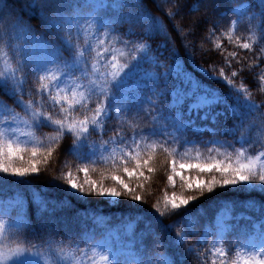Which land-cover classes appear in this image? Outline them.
I'll list each match as a JSON object with an SVG mask.
<instances>
[{"label":"snow or ice","instance_id":"1","mask_svg":"<svg viewBox=\"0 0 264 264\" xmlns=\"http://www.w3.org/2000/svg\"><path fill=\"white\" fill-rule=\"evenodd\" d=\"M162 3L170 22L187 7L183 0ZM161 6L0 0V95L12 101L0 103V185H30L54 156L64 157L57 178L71 198L127 203L136 215L118 223L144 222L137 235L103 215L61 219L43 197L39 221L29 222L22 202L12 200L0 212L7 218H0V264H264V100L254 98V90L264 95V0L219 2L187 33L175 25L194 60V33L211 24L200 54L223 62L198 67L227 94L181 70L168 25L152 11ZM229 16L235 18L222 29ZM158 155L168 166L167 185L175 189L179 178L182 191L155 199L146 218ZM222 192L247 194L253 207L259 196V214L234 215L235 202L214 222L190 214V204Z\"/></svg>","mask_w":264,"mask_h":264},{"label":"trees","instance_id":"2","mask_svg":"<svg viewBox=\"0 0 264 264\" xmlns=\"http://www.w3.org/2000/svg\"><path fill=\"white\" fill-rule=\"evenodd\" d=\"M158 2L162 4L161 9L157 10L153 7V14L159 16L164 21V23L168 25V29L171 32V37L175 42V48L177 49L180 55L181 70L183 72L190 73L194 79L201 81V83H203L205 86L218 89L220 93L227 94L228 89L225 84L209 80L203 73L200 72V69L198 67V65H203V67L208 68L210 62L216 64H220L223 62L222 57H220L218 54L210 53L206 57H202L200 54L199 44L203 37L207 36V28L211 27V24H208L207 26L201 28L200 30H197L194 33V39L197 44V52L194 57V60L193 58L185 54L182 43V41L184 40V36L179 34L175 29V25L178 23L181 27L185 29V32L187 33L193 20L202 19L205 17H212V9L216 6V4L219 2L227 4V0H183L187 7L184 9V12L181 17H177L176 21L171 22L166 19V13L168 11L167 7L163 6L162 0H158ZM172 2H174V0H172ZM241 2L247 3L248 0H241ZM197 4H199V10L190 12L189 9ZM234 18V16H229L226 21L222 22L221 28L223 29L227 27L231 20ZM33 23H35V21H33ZM241 32H243V28H241ZM157 43H160V41L158 40ZM222 43L228 50H233V46L229 45L226 39L223 40ZM204 47L210 48L211 44H205ZM236 50L240 53L241 57L245 55L244 50ZM164 55L167 56V52H165ZM169 63L171 62L169 61ZM251 79V77H248L249 83H247L246 86L251 87ZM254 98L256 99L257 103H259L264 100V95L256 93L254 90ZM2 102H6L9 106L12 105L11 100H9L7 97L0 95V103ZM16 111H19V109H16ZM196 121L199 125L208 123L206 121H201L199 117H196ZM48 131L49 130L47 128L42 129L40 133H37V135L47 133ZM195 139L199 140L200 137H195ZM203 139L208 140L211 139V137L205 135ZM201 151H204V149L201 148ZM194 155L195 151H192L187 157V159H192ZM63 159L64 157L58 158L54 156L52 158V167L47 172H45L42 166L40 177L38 179L31 178L30 185H26L25 183L19 180H16L15 182H10L7 186L0 185V212H3L4 205L6 202L19 199L22 202V211L25 218L29 222L39 221L41 215L39 208V198L43 197L48 200L51 204L57 205L56 215L61 219L73 217L77 213H79L80 216L97 214L103 215L106 218L112 220L114 224H117L120 217H134L136 215L135 210L129 207L127 203L116 206L111 205L110 203H89L87 201L76 200L71 198L61 186L62 182L57 178V172L62 167ZM164 161L165 157L163 155L157 156L156 171L151 174L150 179L147 182L148 191L151 193V197L148 198L147 203L144 205V209H146V211L144 212V216L146 218L148 217V212L151 211L150 205L154 202L155 199H162L165 193L171 196L173 191H175L177 194H180L182 191L180 188V184H176L175 189L167 185L166 172L168 170V166L164 164ZM191 174L194 175V173ZM146 175L148 174L146 173ZM92 178L99 179V176L93 175ZM14 179L15 178H13V180ZM252 199L253 198L248 196L247 194L222 192L220 195L212 196L210 199H202L190 204L189 209L190 214L192 216L203 217L209 222H214L217 214L223 207H226L228 210L231 209L233 205L230 202H235V208L233 211L234 215H258L255 212V209H249L248 203L251 204ZM260 199L261 198L259 196L255 197L257 207ZM9 214L11 216H16L17 210L13 208L10 210ZM0 218L7 219L6 217ZM170 222L171 221L168 220L164 221L165 224ZM153 227L158 229L159 225L154 224ZM143 229V221H141L139 224L135 223L136 232L142 231ZM228 238L231 239V237ZM189 244H195V239L190 240ZM188 246L189 245H185V247ZM64 264H70V262L65 261ZM189 264H193V261L191 259L189 260Z\"/></svg>","mask_w":264,"mask_h":264},{"label":"rangeland","instance_id":"3","mask_svg":"<svg viewBox=\"0 0 264 264\" xmlns=\"http://www.w3.org/2000/svg\"><path fill=\"white\" fill-rule=\"evenodd\" d=\"M185 174H189V173H185ZM176 184L177 185H179L180 184V181H179V178H177L176 179ZM111 205H114V204H112V203H110ZM249 204V209H255V212L257 213V214H259V209L257 208V207H253L252 206V204H250V203H248ZM228 210H227V208H225V207H223L221 210H220V212L217 214V216L218 215H221V214H224V213H226ZM216 216V217H217ZM116 225V227H120V228H124V227H127V228H129L131 231H133V232H135L137 235H139V233L141 232V231H139V232H136L135 231V223H131V224H129L128 222H125V224H123V225H121V224H119V223H117V224H115ZM227 247V246H226Z\"/></svg>","mask_w":264,"mask_h":264}]
</instances>
